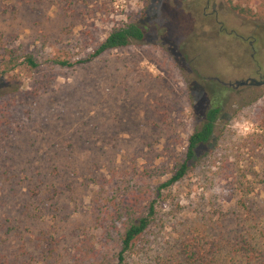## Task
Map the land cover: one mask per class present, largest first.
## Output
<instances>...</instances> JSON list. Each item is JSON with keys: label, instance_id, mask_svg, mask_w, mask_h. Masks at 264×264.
I'll use <instances>...</instances> for the list:
<instances>
[{"label": "rangeland", "instance_id": "rangeland-1", "mask_svg": "<svg viewBox=\"0 0 264 264\" xmlns=\"http://www.w3.org/2000/svg\"><path fill=\"white\" fill-rule=\"evenodd\" d=\"M130 24L143 43L87 61ZM3 49L38 67L0 79V264H264V86L236 87L264 82V0H0ZM214 87L229 108L159 191ZM241 108L260 131L237 140Z\"/></svg>", "mask_w": 264, "mask_h": 264}, {"label": "trees", "instance_id": "trees-1", "mask_svg": "<svg viewBox=\"0 0 264 264\" xmlns=\"http://www.w3.org/2000/svg\"><path fill=\"white\" fill-rule=\"evenodd\" d=\"M147 35V28L137 24H130L115 29L87 61L95 59L111 50L125 48L136 43H143L147 39ZM0 52V79L15 71L21 64H25L31 69H36L38 67V64L30 55H18L15 50L9 49H3ZM21 60L22 63H20ZM57 64L61 67L72 66L67 62H58ZM258 100L259 98L251 101L250 104H255ZM228 105L229 101L224 94V90L220 87L212 88L210 93L207 94V108L204 116L202 117L201 125L189 137L187 154L184 163L179 166L178 170L170 180L159 187V191L175 185L188 174V172L192 169L194 161L196 160L197 152L206 146L212 139L216 131L217 124L229 108ZM154 214V207L151 206L150 213L147 217L128 219L126 223H124L123 232L120 237L122 246V251L119 255L120 260H124V254L131 251L136 240L143 236L149 229L151 225V218ZM247 249L251 251L253 248L249 245L246 250Z\"/></svg>", "mask_w": 264, "mask_h": 264}, {"label": "clouds", "instance_id": "clouds-1", "mask_svg": "<svg viewBox=\"0 0 264 264\" xmlns=\"http://www.w3.org/2000/svg\"><path fill=\"white\" fill-rule=\"evenodd\" d=\"M227 128L233 133V138L237 140L246 139L260 131L254 121L253 112L249 108H241L236 111L227 123Z\"/></svg>", "mask_w": 264, "mask_h": 264}, {"label": "water", "instance_id": "water-1", "mask_svg": "<svg viewBox=\"0 0 264 264\" xmlns=\"http://www.w3.org/2000/svg\"><path fill=\"white\" fill-rule=\"evenodd\" d=\"M246 86L261 87V86H264V82L263 81H257L255 79H250L248 81L236 83V87H246Z\"/></svg>", "mask_w": 264, "mask_h": 264}, {"label": "flooded vegetation", "instance_id": "flooded-vegetation-1", "mask_svg": "<svg viewBox=\"0 0 264 264\" xmlns=\"http://www.w3.org/2000/svg\"><path fill=\"white\" fill-rule=\"evenodd\" d=\"M207 5H209V2H207ZM250 80V79H249Z\"/></svg>", "mask_w": 264, "mask_h": 264}]
</instances>
